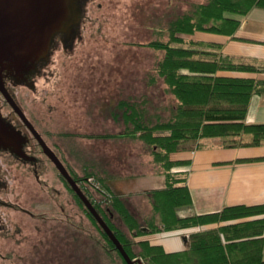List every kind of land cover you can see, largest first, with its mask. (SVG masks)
Instances as JSON below:
<instances>
[{
	"label": "trees",
	"instance_id": "16d2710c",
	"mask_svg": "<svg viewBox=\"0 0 264 264\" xmlns=\"http://www.w3.org/2000/svg\"><path fill=\"white\" fill-rule=\"evenodd\" d=\"M255 7L264 8V0H205L168 22L166 41L148 43L164 50L155 73L165 83L166 92L176 100L167 119L156 117L152 121L141 101L119 103L126 128L118 136L138 133L151 147L153 161L163 175V186L147 192L151 213L142 220L129 211L120 195L110 193L111 197L104 200L109 203L100 206L82 191L128 256L140 264H264V203L224 206L214 212L181 216L179 207L192 203L186 173L181 169L187 161L170 157L174 152L215 144L264 145V123L246 122L252 97L264 96V78L256 76L264 73V64L224 54L220 42L186 37L197 32L234 37L240 20L233 15H246ZM156 77L151 78L150 84H154ZM93 136L107 138L114 134ZM214 138H220L221 143H212ZM192 142H197V146L186 148ZM72 176L79 184L80 177ZM74 196L82 205L77 194ZM85 211L100 230L97 243L110 262L127 264L87 208ZM115 217L121 227L113 223ZM194 227L197 230L190 233L186 247L178 251L168 252L145 237Z\"/></svg>",
	"mask_w": 264,
	"mask_h": 264
},
{
	"label": "rangeland",
	"instance_id": "374dc122",
	"mask_svg": "<svg viewBox=\"0 0 264 264\" xmlns=\"http://www.w3.org/2000/svg\"><path fill=\"white\" fill-rule=\"evenodd\" d=\"M202 2L205 0H97L73 59L63 57L52 92L38 96L24 87L13 88L34 127L70 173L80 177L77 184L81 190L100 206H106L109 200H104L116 194L103 186L108 179L103 174L107 172L105 164H111L113 157L133 160L136 153L145 151L153 161L151 147L138 137V133L136 136H118L126 128L119 103L141 101L140 104L147 106L152 121L156 117L167 119L176 104L173 95L166 92L162 78L156 77L155 73L164 50L148 43L166 41L168 22ZM197 34L186 37H199ZM155 77L154 84H150L151 78ZM105 133L114 136H93ZM212 143L220 144L221 139L214 138ZM186 145V148H194L197 142ZM153 163L160 169L156 162ZM51 169L47 171L48 179L56 181L57 173L54 167ZM30 180L31 187L37 188L33 179ZM60 188L64 213H69L71 219L69 222L64 220L61 232H57V243L52 241L55 239L50 232L46 233L50 236L39 234L35 240L33 236L34 244L41 246L13 250L12 260L15 264H26L28 260L40 264H112L97 243L100 230L87 215L85 205L80 204L66 181ZM147 192H143L149 206L145 213L143 205L136 201L139 197H133L132 193L117 195L123 198L126 206L128 203L133 205L138 219L142 220L151 213ZM141 198L145 199L144 196ZM182 208L179 207L178 214ZM72 217L77 231L70 224ZM113 223L122 226L117 217ZM196 230L194 227L160 231L145 237L178 233L187 241L190 233Z\"/></svg>",
	"mask_w": 264,
	"mask_h": 264
},
{
	"label": "crops",
	"instance_id": "0c3cea01",
	"mask_svg": "<svg viewBox=\"0 0 264 264\" xmlns=\"http://www.w3.org/2000/svg\"><path fill=\"white\" fill-rule=\"evenodd\" d=\"M233 16L240 20L234 37L199 32L197 35L200 36L196 38L222 43L223 53L229 56L264 64V8L255 7L246 15ZM256 76L264 78V73ZM246 122L264 123V96L252 97ZM170 157L187 161L181 169L186 173L192 203L180 209L181 216L214 212L224 206L264 203V145L225 147L215 144L175 152ZM113 158L111 164H105L107 172L103 174L108 176L105 185L116 194H134L133 197L140 198L136 201L143 205L144 213L149 211L143 192L163 186V175L158 166L145 151L136 153L133 160ZM128 205L129 211L138 218L133 205ZM148 239L168 252L182 250L187 243L185 236L178 233L158 234Z\"/></svg>",
	"mask_w": 264,
	"mask_h": 264
},
{
	"label": "flooded vegetation",
	"instance_id": "af4514ba",
	"mask_svg": "<svg viewBox=\"0 0 264 264\" xmlns=\"http://www.w3.org/2000/svg\"><path fill=\"white\" fill-rule=\"evenodd\" d=\"M89 1L80 0L81 17L79 23L73 25L69 34L58 33L54 36L48 48V55L45 58L35 60L30 67L26 65L27 63L20 68L0 67V86L2 88V90L0 89V115L22 136L18 149H0V162L3 159L10 162L4 168L0 163V264H15L11 257L13 250L17 249L19 251L26 246L37 249L38 246H41L40 244H34V240L40 237L39 234L46 236L48 235L46 233L50 232L55 239L52 241L57 243V232H61L64 220L69 222L71 219L69 213H64L62 203L63 192L60 185L64 184L65 178L52 159L45 153L28 124L19 114L25 116L37 131L26 116L13 88L24 87L35 92L40 79L46 80L51 77L47 73L52 62V55L56 51L73 52L85 25L84 5L88 4ZM4 94L14 103L16 108L7 101ZM37 133L43 139L39 131ZM49 147L64 165L56 151L51 146ZM49 164L52 167H49ZM53 167L57 173L56 181L48 179L47 171L48 169L52 170ZM64 167L66 168L65 165ZM67 171L73 178L69 169ZM17 176H19V179ZM30 179H33L37 188L36 186L35 188L31 187ZM66 183L74 192L69 183L67 181ZM43 196L45 197L44 200ZM70 224L75 231L78 230L73 217ZM48 225L50 229L46 227ZM26 264L40 263L28 260Z\"/></svg>",
	"mask_w": 264,
	"mask_h": 264
},
{
	"label": "water",
	"instance_id": "95a60500",
	"mask_svg": "<svg viewBox=\"0 0 264 264\" xmlns=\"http://www.w3.org/2000/svg\"><path fill=\"white\" fill-rule=\"evenodd\" d=\"M96 2L97 0H90L88 4L84 5L86 20L80 39ZM80 17V0H0V67L20 68L26 63L30 67L35 60L45 58L48 55V48L54 36L58 33L69 34L73 25L79 23ZM80 39L76 42L73 52L56 51L52 55V62L47 73L51 77L46 80L40 79L37 84V90L33 92L34 94L39 96L52 92L63 57L73 59ZM0 89L2 90L1 86ZM4 96L16 108L8 96L6 94ZM19 114L28 124L45 153L52 159L59 172L72 187L87 210L111 239L126 263L140 264L139 261L128 256L117 237L98 214L64 165L27 121L26 117L21 113ZM21 141L22 136L19 131L14 129L0 115V149H18ZM0 163L2 168H4L5 165H8L9 160L3 159Z\"/></svg>",
	"mask_w": 264,
	"mask_h": 264
}]
</instances>
